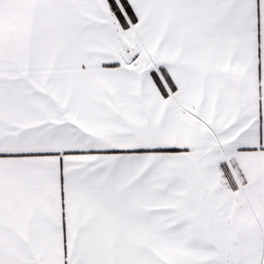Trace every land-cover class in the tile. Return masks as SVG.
I'll return each instance as SVG.
<instances>
[{"label":"snow or ice","instance_id":"obj_1","mask_svg":"<svg viewBox=\"0 0 264 264\" xmlns=\"http://www.w3.org/2000/svg\"><path fill=\"white\" fill-rule=\"evenodd\" d=\"M0 264H264V0H0Z\"/></svg>","mask_w":264,"mask_h":264}]
</instances>
